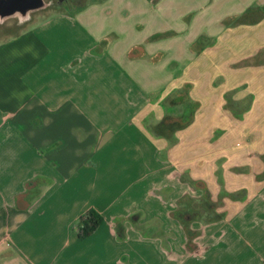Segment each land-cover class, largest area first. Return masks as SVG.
<instances>
[{
	"label": "crops",
	"instance_id": "obj_1",
	"mask_svg": "<svg viewBox=\"0 0 264 264\" xmlns=\"http://www.w3.org/2000/svg\"><path fill=\"white\" fill-rule=\"evenodd\" d=\"M228 2L84 0L0 20V264H233L220 246L235 222L247 264H264V0ZM204 31L219 45L191 51ZM184 81L201 107L172 144L144 125L165 113L148 95ZM231 90L253 96L248 111L224 107ZM217 173L246 200L180 219L205 188L216 199ZM38 174L39 196L15 201ZM90 208L102 221L79 238Z\"/></svg>",
	"mask_w": 264,
	"mask_h": 264
},
{
	"label": "trees",
	"instance_id": "obj_2",
	"mask_svg": "<svg viewBox=\"0 0 264 264\" xmlns=\"http://www.w3.org/2000/svg\"><path fill=\"white\" fill-rule=\"evenodd\" d=\"M215 83L217 81L215 80ZM193 83L184 81L180 86L173 88L168 93H164V89L149 93L148 98L150 101H159V103L165 108V113L162 118L154 123L146 126L147 131L156 137H162L168 140L170 143H174L177 139L175 133L187 126H189L195 117L196 111L201 107V101L192 96ZM235 90L227 91L223 94V100L225 101L224 107H235L236 110L241 109L245 112L248 111L251 106L253 96L250 94L247 98L242 100H233V93ZM175 108L178 112H169V109ZM220 165H217V170L221 171ZM39 175V174H38ZM33 176L24 182V191H22L15 201L23 200L24 196L27 201L36 199L41 193L42 189L47 185V178L39 175L40 177ZM218 177V173H217ZM220 177V176H219ZM218 177V178H219ZM219 181L221 182L220 178ZM219 182V193L216 199L212 198L209 190L205 188L200 200L197 204L199 207L198 212L189 213L184 216L182 210L176 212L177 216L182 220H192L201 217L205 212V221L213 222L220 220L224 217V212H217L218 208L224 206V200L230 199L234 201L244 202L247 198V192L245 188L228 191L224 182ZM201 207V208H200ZM102 216L94 209L90 208L86 210L78 219L76 224V232L79 238L88 237L101 223Z\"/></svg>",
	"mask_w": 264,
	"mask_h": 264
},
{
	"label": "rangeland",
	"instance_id": "obj_3",
	"mask_svg": "<svg viewBox=\"0 0 264 264\" xmlns=\"http://www.w3.org/2000/svg\"><path fill=\"white\" fill-rule=\"evenodd\" d=\"M202 1L203 0H201V2ZM82 2H84V0H80V3L74 4V7H69L67 10L73 11V9H75L77 6L81 5ZM219 6L221 8L220 12H223L227 9H230L231 4L228 2V0H219ZM208 8H211V10H212V4L211 3H205L204 4V10L208 9ZM251 12L253 14L254 11L252 10ZM255 14H256V12L253 14V16H255ZM231 23L232 22H230V21L229 22L225 21L222 23V25L223 26L225 25L227 27ZM237 27H239V26H237ZM248 30H254V28L252 29L251 27H249ZM191 32H194V28L191 30ZM189 34H192V33H189ZM158 36H153V38H156ZM160 39H163V38H160ZM217 41L218 40L216 38H213L212 36H208L206 34V32L204 31V32H201L199 34V36L193 41V43H191V45H189V49L191 51H195V50H199L203 47H209V46L211 47L214 45L218 46L219 44L217 43ZM241 45H243V44H241ZM220 46H221V44H220ZM245 47L248 48L249 45L248 46L243 45L242 48H239V51L245 50L246 49ZM194 64H195V62H193L191 64H190V62H188L186 66H188L189 70H190L191 68H193ZM232 70H231V73H233ZM173 111H175V110L172 109V112ZM148 123H149V120L145 119L144 120L145 127L148 126ZM191 191H192L191 193H193L195 190L193 188H191ZM189 196H193V195H189ZM202 221L203 222L205 221V217L203 219L202 218L200 219V222H202ZM222 227L224 229V233L222 234L223 235L222 241H223V243H225V246L222 244L220 246V249H221L220 251L223 254H227V253H224V251H226V252L228 251L229 254L233 255L235 257L234 260H232L233 264H247V260H245V259L247 257H249V249H245L244 244H243V228L241 226H239V224L236 222L233 223L232 225L222 224Z\"/></svg>",
	"mask_w": 264,
	"mask_h": 264
},
{
	"label": "flooded vegetation",
	"instance_id": "obj_4",
	"mask_svg": "<svg viewBox=\"0 0 264 264\" xmlns=\"http://www.w3.org/2000/svg\"><path fill=\"white\" fill-rule=\"evenodd\" d=\"M77 3H80V0H43L34 12L46 11L50 8L68 9L69 7H74V4ZM10 4H12L11 7ZM13 9H16L14 14L19 13V18L23 19V0H0V20L8 16L6 14L7 11H13ZM1 30H4V26L0 24V32H2Z\"/></svg>",
	"mask_w": 264,
	"mask_h": 264
},
{
	"label": "water",
	"instance_id": "obj_5",
	"mask_svg": "<svg viewBox=\"0 0 264 264\" xmlns=\"http://www.w3.org/2000/svg\"><path fill=\"white\" fill-rule=\"evenodd\" d=\"M43 0H23V15L26 17L25 19H28L31 13L39 6L41 5ZM12 4H10V7ZM16 10V9H15ZM7 11V15L14 14V11Z\"/></svg>",
	"mask_w": 264,
	"mask_h": 264
}]
</instances>
